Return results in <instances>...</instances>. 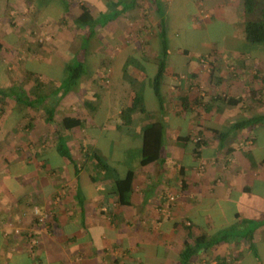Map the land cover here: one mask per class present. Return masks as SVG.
<instances>
[{
  "label": "crops",
  "instance_id": "1",
  "mask_svg": "<svg viewBox=\"0 0 264 264\" xmlns=\"http://www.w3.org/2000/svg\"><path fill=\"white\" fill-rule=\"evenodd\" d=\"M206 1L0 0V264H264V54L177 45L244 27L243 0Z\"/></svg>",
  "mask_w": 264,
  "mask_h": 264
},
{
  "label": "trees",
  "instance_id": "2",
  "mask_svg": "<svg viewBox=\"0 0 264 264\" xmlns=\"http://www.w3.org/2000/svg\"><path fill=\"white\" fill-rule=\"evenodd\" d=\"M243 5L246 15V21L244 25L245 38L251 44H264V7H261L262 5L259 6L258 0H243ZM75 22L79 25H91L93 23V18L91 17L90 12L86 6H82V11L75 19ZM161 77L162 70H160L155 77L156 88L159 87L158 84L160 83ZM139 102L140 101L137 99V103ZM229 102L233 103L234 100H230ZM135 111H137V106L127 110L128 123L132 120V115ZM65 122L67 126L70 125L68 124V119H66ZM243 125H245V123ZM164 133L165 127L164 124L160 121H152L143 129L142 152L140 159L141 166H146L149 163L155 162L160 159L164 145ZM263 163L264 158L258 161V164ZM133 175L134 170L130 169L124 178H119L116 180V189L119 191L122 197L127 195V193L130 191ZM198 239L200 241L201 238L198 237ZM247 239L252 244V236H249ZM197 244L199 243L197 242ZM185 248V256H190L193 252H195V250H190L187 245H185Z\"/></svg>",
  "mask_w": 264,
  "mask_h": 264
},
{
  "label": "rangeland",
  "instance_id": "3",
  "mask_svg": "<svg viewBox=\"0 0 264 264\" xmlns=\"http://www.w3.org/2000/svg\"><path fill=\"white\" fill-rule=\"evenodd\" d=\"M201 1L194 0V3H197L196 8L198 9V5L201 4ZM212 1V0H211ZM210 1L203 0L202 7L203 9L206 8ZM259 6L264 7V0H258ZM191 5V2H189ZM201 7V9H202ZM187 10L191 11L193 7L187 5ZM187 11V13H189ZM186 18V17H185ZM187 19V18H186ZM186 29V28H185ZM186 31V30H183ZM242 34L244 35V27L239 22L235 23H228L225 21L224 16L223 17H212L210 18V21L208 23H205L203 29H198L196 32L191 34L190 31H187V35L181 36V39L177 40V45L186 44L188 47L193 48V51H198L200 49H204V45L202 44L203 41H212L213 43H217V47L226 48L231 47L234 50H239L240 48H244V51H248V53L252 54H264V44H251L246 43L245 41L242 42L236 41L232 44L225 45V41L228 40V38H243ZM238 40V39H237ZM176 45V47H178ZM230 45V46H229ZM261 140V139H260ZM261 154V155H259ZM258 156L262 157L264 156V148L262 149V152L259 153ZM138 151L137 149H132L130 151V157L129 161L133 162L135 159H137Z\"/></svg>",
  "mask_w": 264,
  "mask_h": 264
},
{
  "label": "built area",
  "instance_id": "4",
  "mask_svg": "<svg viewBox=\"0 0 264 264\" xmlns=\"http://www.w3.org/2000/svg\"><path fill=\"white\" fill-rule=\"evenodd\" d=\"M45 217H40V221H43Z\"/></svg>",
  "mask_w": 264,
  "mask_h": 264
}]
</instances>
